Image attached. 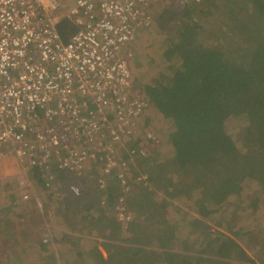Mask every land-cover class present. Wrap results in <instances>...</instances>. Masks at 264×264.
<instances>
[{
  "label": "rangeland",
  "instance_id": "1",
  "mask_svg": "<svg viewBox=\"0 0 264 264\" xmlns=\"http://www.w3.org/2000/svg\"><path fill=\"white\" fill-rule=\"evenodd\" d=\"M62 1L72 4V0ZM249 3V0H200L199 3L176 0L152 5L150 26L140 32L128 48L136 90L147 100L148 85L158 81L163 85L173 84L177 73H184L181 50H176V46L184 41L191 46L219 47L226 51L230 42L239 37V32L229 29L227 12L229 9L240 11ZM188 29L189 36L185 33ZM147 101L148 111L138 122V129L143 128L144 136L141 137L137 130V140L114 145L116 158L126 159L125 151L130 146L146 140V156L135 158L131 172L124 177L119 167L102 173V165H99L102 157L92 159L86 154L81 168L68 173L54 171L46 186L41 180L43 174L37 176L32 169L24 171L15 157L6 151L0 153V264H74V259L81 264H94L96 251L106 257L100 243L107 240L125 243L126 236L92 222V218L100 209L108 216L118 218L122 204L129 215H137L134 196L142 195L140 189H143L137 179L145 173L154 177L150 185L151 198L169 201L172 216L183 219L180 225L186 226L182 231L188 246L200 249L216 234L225 233L257 264H264V189L259 183L247 179L237 193L229 195L209 216L203 217L196 213L192 197L177 201L154 187L163 177V168L159 164L172 154L168 135L176 123L173 117L159 110L149 99ZM223 126L240 147L243 120L229 116ZM147 130L154 135L155 143L147 141ZM112 172L119 179L123 177L127 186V189L123 188L120 179L117 187L126 197L122 203L114 202L113 206L108 202V194L100 196L99 191L110 184L105 179ZM171 175L175 183L184 181L182 176ZM71 183L79 187V195L68 192ZM144 214L141 210L139 216ZM145 228L153 232L155 225L151 222ZM177 246L182 247L181 242Z\"/></svg>",
  "mask_w": 264,
  "mask_h": 264
},
{
  "label": "built area",
  "instance_id": "2",
  "mask_svg": "<svg viewBox=\"0 0 264 264\" xmlns=\"http://www.w3.org/2000/svg\"><path fill=\"white\" fill-rule=\"evenodd\" d=\"M168 1L176 0H0V153L24 171H42L46 186L51 165L76 171L86 154L102 157V173H130L148 152L146 140L130 146L126 159L116 158L114 145L144 136L138 122L149 102L133 87L128 48L150 26V7ZM62 20L75 28L67 40ZM137 182L151 185L146 173ZM70 190L79 195V187ZM125 197L120 192L119 202ZM119 209L118 219H129Z\"/></svg>",
  "mask_w": 264,
  "mask_h": 264
},
{
  "label": "trees",
  "instance_id": "3",
  "mask_svg": "<svg viewBox=\"0 0 264 264\" xmlns=\"http://www.w3.org/2000/svg\"><path fill=\"white\" fill-rule=\"evenodd\" d=\"M249 2L237 10L239 13L231 9L227 12L229 29L239 32L228 50L191 46L184 41L176 46L181 50L184 73H177L173 84L158 81L146 87L149 101L176 123L168 135L172 154L159 164L163 177L154 187L177 201L192 197L196 213L202 217L237 193L247 179L264 189V0ZM58 28L64 40L75 30L65 20ZM189 31L185 32L187 36ZM133 87L137 89L134 83ZM229 116L244 122L240 147L224 129ZM58 170L69 172L51 165V174ZM34 171L37 176L43 174ZM171 173L184 181L175 183ZM152 179L148 175L149 183ZM41 180L44 182L45 177ZM106 180L110 184L99 190L100 196L108 194L113 206L120 197V179L112 172ZM71 186L67 189L70 194ZM140 190L142 195L134 196V217L118 219L100 209L92 218V222L126 236L125 243L101 242L107 256L96 251L94 264H257L225 233L216 234L200 249L188 246L182 231L186 226L180 225L182 218L172 216L171 203L151 198L150 187ZM98 205L103 206L101 200ZM141 210L145 211L143 216H139ZM151 222L155 225L153 232L145 228ZM189 224L193 227L192 222ZM179 242L182 247L177 246ZM73 263L81 264L75 259Z\"/></svg>",
  "mask_w": 264,
  "mask_h": 264
}]
</instances>
